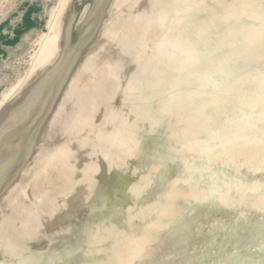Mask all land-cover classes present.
Here are the masks:
<instances>
[{"label":"rangeland","instance_id":"374dc122","mask_svg":"<svg viewBox=\"0 0 264 264\" xmlns=\"http://www.w3.org/2000/svg\"><path fill=\"white\" fill-rule=\"evenodd\" d=\"M0 264H264V0H2Z\"/></svg>","mask_w":264,"mask_h":264},{"label":"bare ground","instance_id":"6f19581e","mask_svg":"<svg viewBox=\"0 0 264 264\" xmlns=\"http://www.w3.org/2000/svg\"><path fill=\"white\" fill-rule=\"evenodd\" d=\"M1 1H2V0H0V4H1ZM74 16H76V15H74ZM71 23H72V22H71ZM69 27H70V26H69ZM69 27H67L66 29H68ZM127 31H128V30L125 31V34H127ZM106 58H107V56H106ZM106 58H105V60L101 61V64H102V63H105ZM102 66H103V65H102ZM95 76H96V72L93 71L90 75H88V76H86V77H84V78H80L79 81H78V84L75 86V89H76V90H77L78 88L81 89V88L84 87V85H85V87H89V86H90V83H94V81H95ZM86 84H87V86H86ZM211 121H212V120H210V122H211ZM214 126H215V124H214ZM208 134H209V133H208Z\"/></svg>","mask_w":264,"mask_h":264}]
</instances>
